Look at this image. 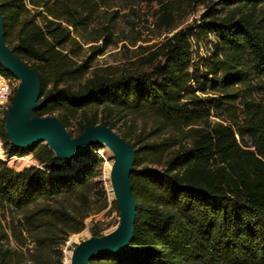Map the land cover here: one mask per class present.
<instances>
[{
	"label": "trees",
	"instance_id": "16d2710c",
	"mask_svg": "<svg viewBox=\"0 0 264 264\" xmlns=\"http://www.w3.org/2000/svg\"><path fill=\"white\" fill-rule=\"evenodd\" d=\"M134 1L160 6L167 35L120 70L92 68L79 38L93 41L89 26L114 0H0L4 41L39 76L34 114L59 118L73 136L118 128L134 149L133 239L91 264H264V0ZM195 5L206 7L198 22L177 29ZM211 33L199 74L193 38ZM0 73L17 80L1 63ZM6 112L5 153L37 163L16 170L0 158V264H64L63 247L88 218L120 212L98 179L104 158L97 146L78 158H59L46 142L17 147Z\"/></svg>",
	"mask_w": 264,
	"mask_h": 264
},
{
	"label": "water",
	"instance_id": "95a60500",
	"mask_svg": "<svg viewBox=\"0 0 264 264\" xmlns=\"http://www.w3.org/2000/svg\"><path fill=\"white\" fill-rule=\"evenodd\" d=\"M0 63L21 84L6 112V130L10 141L17 147L30 149L39 142H46L52 149L56 144L61 152L59 158H78L93 146L111 142L118 151L112 169L118 193L120 210L119 228L111 236L94 237L79 244L75 249L73 264H91V260L119 254L129 247L134 235L136 203L132 193L130 173L134 168L135 152L131 144L120 134L104 124L86 127L78 137H73L63 122L54 116L34 114L40 103V80L37 72L17 57L4 41V18L0 9ZM31 115H28V111Z\"/></svg>",
	"mask_w": 264,
	"mask_h": 264
},
{
	"label": "rangeland",
	"instance_id": "374dc122",
	"mask_svg": "<svg viewBox=\"0 0 264 264\" xmlns=\"http://www.w3.org/2000/svg\"><path fill=\"white\" fill-rule=\"evenodd\" d=\"M213 2L218 3L219 0H213ZM205 9L206 7L203 5H195L192 13L188 15L189 7H184L181 16L175 22V25H178L177 29L190 24L195 25ZM262 10H264V5L257 8L258 12ZM160 18V6L156 3L114 0L112 6H104L99 10L94 22L89 26L85 37L93 41H86L81 36L79 37L83 43V58L90 57L92 68L112 66L123 70L135 66L142 58L156 50L167 35V25ZM108 32L111 34L107 39L105 34ZM215 38L216 36L213 33L208 37L193 38L194 60L196 67H199V74L202 70L200 66L206 63L212 54L211 41H214ZM19 84L20 80H14V87ZM122 123H119V126H124V123ZM143 126L144 121L139 120L137 128H134L133 133H139ZM148 128H151V125ZM114 131L118 133V128L114 129ZM97 147L99 149L103 147L102 153L106 152L105 155L100 153L104 158V164L102 173L98 177L106 191V185H108L105 171L106 164H113L115 157L104 149V145ZM0 158L7 161L9 166L16 170H21L26 166L37 163L32 154L8 156L3 149L1 141ZM115 203L118 205L114 199L111 202L109 201L112 207ZM107 209L88 218L85 229L69 237V240L63 247L64 264H68L66 262V253L75 250L79 244L91 238L109 234L119 226L120 212L113 210L110 215H107ZM92 220L99 222L97 229L100 230L101 236L93 235L91 229L94 227V222ZM108 223H110L109 226H107Z\"/></svg>",
	"mask_w": 264,
	"mask_h": 264
},
{
	"label": "bare ground",
	"instance_id": "6f19581e",
	"mask_svg": "<svg viewBox=\"0 0 264 264\" xmlns=\"http://www.w3.org/2000/svg\"><path fill=\"white\" fill-rule=\"evenodd\" d=\"M20 84H21V80H20ZM27 113H28V115H31V111L30 110ZM52 149L55 152H59V153L61 152V149L56 144L52 145ZM104 149H106L107 152L112 153L114 155V157L118 154V151L115 148V146L109 141H105L104 142ZM96 152H98L100 154V153H102V149H97ZM105 153H102V154L105 155ZM112 169H113V164L107 163L106 164V170H105L106 171V176H107V179H108V185H106V192H107V195H108L107 199L109 198L110 202H111L112 199H114L117 202L118 193H117L116 184H115L114 180L112 179ZM118 228H119V226L115 230H113L111 233H109L108 236L109 235L111 236V234H114L118 230ZM93 239L94 238H91L89 240H93ZM89 240H87V241H89ZM74 257H75V250L66 253V262L68 264H73Z\"/></svg>",
	"mask_w": 264,
	"mask_h": 264
},
{
	"label": "built area",
	"instance_id": "2783aa9c",
	"mask_svg": "<svg viewBox=\"0 0 264 264\" xmlns=\"http://www.w3.org/2000/svg\"><path fill=\"white\" fill-rule=\"evenodd\" d=\"M13 88L14 80L0 73V116L9 107Z\"/></svg>",
	"mask_w": 264,
	"mask_h": 264
}]
</instances>
